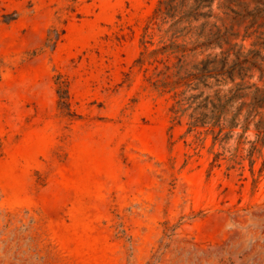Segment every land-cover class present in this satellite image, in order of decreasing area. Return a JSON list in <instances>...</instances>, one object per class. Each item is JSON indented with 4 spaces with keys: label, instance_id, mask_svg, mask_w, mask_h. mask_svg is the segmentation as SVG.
<instances>
[{
    "label": "rangeland",
    "instance_id": "rangeland-1",
    "mask_svg": "<svg viewBox=\"0 0 264 264\" xmlns=\"http://www.w3.org/2000/svg\"><path fill=\"white\" fill-rule=\"evenodd\" d=\"M161 1L0 0V264H264L260 116L231 129L239 100L192 127L232 83L177 76L180 58L182 75L259 61L264 5L214 0L172 26L182 14ZM219 28L220 43L189 51ZM247 67L244 83L264 86Z\"/></svg>",
    "mask_w": 264,
    "mask_h": 264
},
{
    "label": "trees",
    "instance_id": "trees-1",
    "mask_svg": "<svg viewBox=\"0 0 264 264\" xmlns=\"http://www.w3.org/2000/svg\"><path fill=\"white\" fill-rule=\"evenodd\" d=\"M189 1H193V3L190 5L188 10H185V7H188ZM257 1L259 2V5H264V0ZM213 2L214 0H164L161 1L158 12L161 14H166L170 17H175L176 13L180 11L182 15L172 24V26H176L184 19L191 21V18L198 20L200 17L206 18L211 16ZM163 8L167 11L164 12ZM206 8H208V10L203 11ZM229 9L237 13L234 8L229 7ZM262 11L263 8L257 6L254 15L257 16L258 13H261ZM203 24L205 25L206 23ZM175 34L176 32L174 35ZM54 35L55 36L51 37V39L57 38L58 32H54ZM203 36L204 34L201 32L199 37ZM223 37L225 36L221 33V29L219 28L217 33L207 36L206 41L203 43H198L196 47L190 49L189 51H195L201 47H210L213 45V43H220L219 41L220 39H223ZM261 45H264V38ZM169 47L173 50V52L180 49V46H176L174 44H171ZM182 48V53L187 51L185 50L184 46H182ZM253 54L255 58L260 60L251 62V60L248 58L240 60V57L238 56L237 59L233 60L232 62L228 60L227 56L220 60V62H218L216 59L204 60L199 65L194 67V72L186 73V75H182V72L185 69V61H183L182 58L179 59L177 66V76H179L181 81H185V85H187L188 88L193 87L194 89H197L200 83L208 85V80L211 78L215 79L217 83H232V86L229 87L228 90L230 93L229 95L226 94L224 97H222L220 93H217V98L215 100H211L209 102V97H207L198 104V106L195 108V111L190 115L192 119L190 124L192 127L197 126L199 123L206 124L208 122H212L213 125L219 124L222 118L226 117V114L230 112V108L240 100L236 111H234V114L229 121V127L234 129L239 127L242 123L244 130H247L249 129L252 121L256 119V117L260 116V119L255 122V126L259 135H264V86H259L256 83L250 85H246L244 83L246 77H251L248 75V72L252 68L247 67L248 63H251L252 66L260 72L259 81H264V55L262 54L261 50L254 51ZM237 79H240V81H237ZM252 88H254L252 101L246 102L244 99L249 96V93L246 91L251 90ZM59 92L61 104H66V96H64L65 93L62 91V87H60ZM184 94L185 92L182 93V95ZM201 96L202 95H192L188 98V100H195ZM183 101L184 99L178 101V109L175 111L177 114L181 113L183 115L188 109L182 108ZM209 105H212L210 113L201 112L199 115L196 114L197 109H208ZM245 107H247V110L244 114ZM241 115H244L243 121H241ZM221 132L222 130L220 133ZM229 136L230 133H227L226 137Z\"/></svg>",
    "mask_w": 264,
    "mask_h": 264
}]
</instances>
